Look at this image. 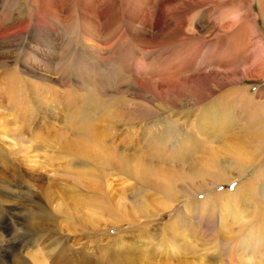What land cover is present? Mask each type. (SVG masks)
Here are the masks:
<instances>
[{
	"label": "rangeland",
	"instance_id": "1",
	"mask_svg": "<svg viewBox=\"0 0 264 264\" xmlns=\"http://www.w3.org/2000/svg\"><path fill=\"white\" fill-rule=\"evenodd\" d=\"M263 105L264 0H0V264H241Z\"/></svg>",
	"mask_w": 264,
	"mask_h": 264
},
{
	"label": "bare ground",
	"instance_id": "2",
	"mask_svg": "<svg viewBox=\"0 0 264 264\" xmlns=\"http://www.w3.org/2000/svg\"><path fill=\"white\" fill-rule=\"evenodd\" d=\"M48 9V8H47ZM264 106V105H263ZM258 142L257 143V146L256 148L254 149V151H252L251 153H248L246 156H244V158L242 160H239L238 163H236V172H239V175H241L240 173L243 172V170L246 168L244 167V163L246 160V158L249 160L248 162H250L251 160H253L255 157H254V154H255V150L259 149L260 151H262L264 149V136H260L258 138ZM36 146V145H35ZM39 148L37 147H33L32 150H38ZM29 150V149H28ZM41 150V149H40ZM36 154V153H35ZM38 154V153H37ZM247 163V162H246ZM250 164V163H249ZM152 169H144L142 171V174L144 175H155L156 173L152 170ZM151 171V172H150ZM151 177V176H150ZM155 177V176H154ZM217 179V178H216ZM150 184L153 183V185H155L156 187H160L161 184H163L165 182V185H164V195H166V197H171L172 194L170 192L171 188L170 186L167 184L166 182V179H152V180H149L148 181ZM264 225V224H263ZM263 225H260L259 228H262ZM264 228V227H263ZM258 233V236H256L255 238L258 239L255 243H254V246L256 249H258L256 252L254 253H251L250 255H247L248 257L245 258V256H240L239 258V261L241 264H264V232L262 230H259L257 231ZM256 233V234H257ZM260 234V236H259ZM242 240V239H241ZM113 241V250H114V254H116V250H118L116 248V237ZM244 241V240H243ZM110 244V243H109ZM128 248L129 247H133L135 248L136 245L132 246V244L130 243H124ZM178 248V247H177ZM174 249V248H173ZM171 249V250H173ZM176 249V248H175ZM161 250V249H158V251ZM119 251V250H118ZM117 251V252H118ZM122 252H119V255H125V254H128L127 257H125V259L123 258L122 262L127 264V263H133V262H136V258H135V255L133 254V252H129L127 253V250L126 249H121ZM170 251V250H169ZM183 252V251H182ZM177 253V252H176ZM180 253V252H179ZM126 256V255H125ZM35 258H32L34 264H49L47 262V259L46 258H37L36 255L34 256ZM58 257V256H57ZM70 257V256H69ZM69 257H63V259L59 262V263H62V264H72V262L70 261V258ZM122 257V256H121ZM254 258V259H253ZM204 260V259H202ZM200 260L198 262V264H208L207 261H202ZM56 261V259H55ZM79 262V261H78ZM209 262V261H208ZM211 263V260L209 262V264ZM20 264H29L27 261H22Z\"/></svg>",
	"mask_w": 264,
	"mask_h": 264
}]
</instances>
